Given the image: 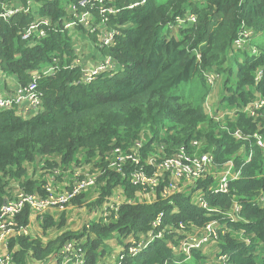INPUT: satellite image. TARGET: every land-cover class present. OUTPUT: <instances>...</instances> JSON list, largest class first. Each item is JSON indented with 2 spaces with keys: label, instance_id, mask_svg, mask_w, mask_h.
Segmentation results:
<instances>
[{
  "label": "trees",
  "instance_id": "16d2710c",
  "mask_svg": "<svg viewBox=\"0 0 264 264\" xmlns=\"http://www.w3.org/2000/svg\"><path fill=\"white\" fill-rule=\"evenodd\" d=\"M27 1L31 2L28 11L0 18V71L26 84L36 70L50 65L57 69L35 79L42 100L37 115L23 118L15 109L0 108V203L11 180H20L27 192L41 193L47 175L62 179L65 175L56 174L71 167L72 174L82 153L86 162L97 156L94 173H99L96 184L100 191L93 204H100L117 184L133 199L139 187L128 180L131 166L125 164L122 175L107 164L114 147L127 149L136 140L143 141L141 157L171 155L181 146L191 150L192 140H199V152L211 153L217 166L233 160L234 169L241 174L230 181L226 193L210 191L212 177L197 183L208 208L191 202L183 193L172 194L169 203L160 196L158 186L156 202L122 203L116 218L108 222H91L79 232H63L47 243L37 237L20 238L15 264H27L28 257L42 259L58 253L66 241L79 240L85 234L86 264H95L107 250L105 239L148 231L162 210V226L201 227L217 218L234 230L242 229L249 243L228 232L221 236L223 252L230 253L231 264H264V202L258 201L261 195L264 198V153L252 137L255 131L264 133V128L258 127V119L240 110L257 96L264 97V0H145L132 8L126 6L135 0H90L93 5L80 10L88 8L98 25L103 24L100 5L119 8L108 14L105 24L119 33L113 44L102 46L96 33L82 24L63 27V20L73 17L66 7L79 0H0V8L2 3L26 6ZM188 13L195 15V21L179 24L177 20ZM36 17H48L57 26L43 38L23 40V29ZM172 28H177L176 34ZM240 37L247 40L242 50L233 46ZM249 43L256 52H251ZM76 57L82 63L111 57L117 67L84 82L79 79L81 66H71ZM206 73L220 75L222 93L216 110L238 108L231 117L216 119L205 110L211 89ZM236 131L247 137L237 138ZM249 152L251 160L245 162ZM36 169L39 173L33 179L30 175L37 174ZM84 194L73 202L80 203ZM234 201L241 206L240 219L230 222L224 212ZM27 214L26 208L19 223L27 224ZM45 219L44 230L60 227L63 221ZM170 236L165 233L155 238L135 256L125 253L121 264L171 261L173 253L166 245ZM192 254L195 262L188 264H203V256L196 250Z\"/></svg>",
  "mask_w": 264,
  "mask_h": 264
},
{
  "label": "built area",
  "instance_id": "2783aa9c",
  "mask_svg": "<svg viewBox=\"0 0 264 264\" xmlns=\"http://www.w3.org/2000/svg\"><path fill=\"white\" fill-rule=\"evenodd\" d=\"M102 2L103 0H96ZM145 0H135L129 3L126 7L132 8L135 5H141ZM87 4L93 5L90 0H79L77 5L69 4L66 10L72 14V18L68 21L63 20L64 28H71L76 24H82L91 33H96L97 39L100 45L113 44L115 35L119 33L118 30L109 29L105 26L108 20V14H114L119 11V8H115L113 5L105 6L100 5L98 7L99 14L102 16V25H98L96 18L92 15L91 11L86 8L80 10ZM31 2L27 1L26 6L13 5L8 3H2L0 8V18H9L20 10L28 11L30 9ZM195 15L188 13L186 16L179 18L177 22L179 24L183 22L195 21ZM55 24L48 17H36L32 22L23 29L21 38L23 40H29L32 38L40 39L46 36V33L51 28H55ZM102 27L99 30L98 28ZM247 34H244L246 36ZM244 38L237 39L233 46L234 48H241L243 46ZM247 40H245L246 43ZM78 50V49H77ZM251 52H256L255 48H252ZM111 57H104L100 59V62L94 65H88V63H82L79 57H76L71 66H81L80 69V81L88 82L95 77V75L103 71H112L117 67L116 63L112 61ZM57 66L50 65L43 69L36 70L33 73V80L26 84H18L11 93L0 94V108L3 109H15L18 115L24 117H32L37 115L42 109V100L40 93L37 90L36 78L44 75H50L55 72ZM261 76V71L257 72L256 80L258 81ZM7 74L0 71V78H6ZM220 78L219 74L206 73V80L209 85L213 86L215 82ZM241 111L248 116L255 119L256 117L264 118V98L261 96L255 98L248 105H243ZM237 138L247 137L240 134L238 131L234 132ZM252 137L255 140V144L264 148V139L258 133H253ZM191 150H187L181 146L177 151L171 155H165L162 157H151V160L145 162V157H141V148L143 141L136 140L127 149H121L120 147L113 148V155L108 160L107 168L119 172L123 175L124 165H130L132 170L128 174V180L136 184L139 190L143 192L154 191L157 196V187L161 186L159 194L163 198L169 199L168 202L172 203L170 196L174 192L170 193L175 188L173 183V177L189 181L194 185L203 180L205 177H212L214 183L210 186L211 192H228L230 181L240 177V169H234L233 160H228L229 164L225 165L223 173L220 177L215 179L214 172L211 169L216 168L211 153L199 152L202 143L199 140H192ZM199 149V150H198ZM251 160V152L248 153L245 158V162ZM141 161L143 163L141 164ZM224 162V163H226ZM219 167V166H218ZM80 174V173H79ZM76 177V175H75ZM95 175H88L87 177L79 176L77 180L73 181V184L69 187L57 186L54 187L50 184L41 185L42 193L33 191L27 192L24 189H18L16 192L11 193L7 190V194L3 195L4 200L0 203V237L7 235L11 230L15 229L18 232L25 231V225L19 223V216L27 208L28 212L41 213L50 207L63 208L69 204L73 199L85 192L87 189L92 188L96 182ZM259 202H264L262 195L258 199ZM128 202H132V199ZM126 203V202H124ZM122 204V203H121ZM201 206L208 208L206 201L203 199V195L199 201ZM119 206L109 207L103 213V222H108L113 218H116ZM240 204L233 202L231 207L224 212L228 217V221H236L239 217ZM216 211V210H214ZM218 213V212H216ZM164 210L160 211L151 223V228L148 230L146 237H134L128 242L127 248L124 252L120 253L117 257L115 264H121L124 254L135 256L139 254L144 248L148 246L155 238H162L166 233L165 225L162 226ZM220 221L215 218L201 227L193 225H183L179 223L178 228H199V232L193 233L189 231L187 235L180 239V249L178 255L173 257L171 261H163L159 264H188L193 261L192 251L199 250L203 245L213 241H217L224 235V231L220 227ZM244 233V231H243ZM128 234V233H127ZM244 242L249 243V237H245ZM83 243L73 239L66 241L58 251V258L60 264H86L85 249ZM217 259L220 264H230V254L220 250L217 252ZM0 264H15L14 256L11 253L0 252Z\"/></svg>",
  "mask_w": 264,
  "mask_h": 264
},
{
  "label": "crops",
  "instance_id": "0c3cea01",
  "mask_svg": "<svg viewBox=\"0 0 264 264\" xmlns=\"http://www.w3.org/2000/svg\"><path fill=\"white\" fill-rule=\"evenodd\" d=\"M15 5H19V2L15 3ZM250 49H252L254 46L249 43ZM86 53V50L83 51ZM86 61V60H83ZM88 65H94L92 63V59L87 62ZM220 79L217 80V82ZM19 83L16 80L15 76L7 75L6 78H0V94L2 93H11L14 88L17 87ZM209 95V94H208ZM208 95L205 101V110L213 115L214 111L212 112L211 110H208ZM259 97V96H257ZM217 106V105H216ZM242 107L240 108V110ZM238 108L234 107H227L222 110H220V116L223 118L224 116H229L234 115L236 111H238ZM241 153L240 151L237 152L235 155H239ZM152 155L154 156L153 153H148L147 156L145 157V162H149L151 160ZM229 164L228 162L224 163L221 166H217L216 168L211 169L212 172H214L215 179L220 177L223 173V169L225 168V165ZM39 173V172H38ZM37 174L30 175L33 179H35ZM173 183L175 184V188L171 190L170 193L174 192H180L183 193L186 196L190 197L191 202L198 204L202 195H203V190L201 188H198L197 185H194L193 183L189 181H184L182 179L173 177ZM20 180H11L5 188L9 190L11 193L16 192L18 189H23L20 184ZM36 191V190H35ZM33 192V191H32ZM85 196V194H84ZM97 196L95 195L90 203V207L86 209H81L82 214L85 213V211H88L87 216L89 217L88 222L82 226L87 227L89 223L91 222H99L103 221L102 216L105 210H107L111 205L113 206H119L121 203L128 202L131 199L127 197V195L124 192V186L122 184H117V186L112 190L110 195L105 196L103 198V201L100 202V204H93V202L96 201ZM83 199V198H82ZM81 199V200H82ZM137 201L140 203H154L157 201V194L154 191H148V192H143L139 189L135 190L134 192V198L132 199V202ZM67 207V206H66ZM65 208H59V207H50L42 211L41 213H34V212H28L27 214V224L25 225V231L18 232L17 230L13 229L11 230L7 235L0 237V252L1 253H11L14 257L16 252L21 249V245L19 243V239L23 237H28V239L32 238H38L40 239L43 243H47L49 240L54 239L58 234H61L64 231H60L59 229L62 227H56L55 225H52L45 230L43 229V223L46 220L45 218H52L55 222H59L60 212H63ZM69 209V208H68ZM48 213V214H46ZM20 219V218H19ZM240 219V217H238ZM21 220V219H20ZM220 227L224 231V233H232V235L236 236L237 239L240 242H243L244 238L247 237L243 233V230L237 229L234 230L230 226H226L224 222H220ZM36 226H41V230L37 231L35 234H32L31 229L32 227ZM57 231L52 236H45L48 231ZM165 230L166 234H171L170 238L167 239L166 245L171 249L173 253V257H176L178 255L179 249H180V239L184 238L189 231L193 232L196 234V232H199V228H188V229H183V228H178L169 224L165 225ZM147 232H136V233H128L125 234L124 236H112L109 239L104 240V246H106V252L104 253V260L102 264H115L117 257L119 256L120 253L124 252V250L128 246V242L131 240L132 236L134 237H146ZM87 234L79 237L80 242L84 243L87 239ZM222 241L221 238H219L217 241L210 242L208 244L203 245L199 250H196L197 253L201 256L204 257L203 264H220L218 259H217V252L222 250ZM223 251V250H222ZM112 255L113 254V259H108V257H105L107 255ZM230 254V253H229ZM58 253H52L51 255L42 258V259H35L33 257H28L27 258V264H60V260L58 258ZM100 256L95 264H99V260L101 259ZM193 262H195V256L192 254ZM108 259V260H107ZM107 260V261H106ZM109 262V263H107ZM231 264V263H230Z\"/></svg>",
  "mask_w": 264,
  "mask_h": 264
},
{
  "label": "rangeland",
  "instance_id": "374dc122",
  "mask_svg": "<svg viewBox=\"0 0 264 264\" xmlns=\"http://www.w3.org/2000/svg\"><path fill=\"white\" fill-rule=\"evenodd\" d=\"M171 31H172V33L176 34L177 28H172ZM255 38H256V35H253L251 37L252 42H253V40H255ZM262 44L264 45V42ZM245 47H246L245 40H243V46L241 48H239V50H242ZM235 49H238V48H235ZM251 51H252V49H251ZM81 57H82V55H81ZM88 61H90V59ZM98 62H100V59H97L96 61L92 60V63H94V64H96ZM43 68H45V67H43ZM43 68H41V69H43ZM219 79L220 80L218 82H215L213 84V86L210 87L211 89H210V92L208 95V102H207L208 103V110H211L212 112L214 111V109H215V107L219 101V98L221 96V93H222L221 77ZM262 98H264V97H262ZM250 103H251V101H248L245 105H248ZM213 117L216 119H220L221 118L220 111L215 109V111L213 113ZM256 119H258V122H257L258 127L261 128V126H262V128H264V118L263 117H256L254 120H256ZM257 130H259V129H257ZM255 132L260 134L262 136V138L264 139V133H260L259 131H255ZM254 142H255V140H254ZM260 150L264 153V148H260ZM96 159H97V156L91 158L89 161L86 162L85 157H84V153H82L81 154V160L82 161H81V163H79V165H77L74 168V171L72 174L70 172V170H72V167L70 170H65V171L59 170V173H57L56 175H60L62 173L65 176H63V178L60 179L58 177L47 175L45 178L48 179V182H46L45 184H50V185H53L54 187L66 186L67 184H69V186H70L73 184L74 180H77L79 178L80 175H82L83 177H87L88 175L97 176V175H99V173H94L95 170L97 169V168H94V165L97 162ZM38 172H39V169H36V173H38ZM75 175H76V177H75ZM40 190L42 193L41 186H40ZM99 191H100V188L95 182V184L92 186V188H89L85 191V196L80 201V203H75V202L71 201L69 204H67L63 207V208H65L67 206L63 212L59 213V215H60L59 220L61 221L63 219V221L61 222L62 227L59 229V232L60 231H64V232L70 231V232L74 233V232H79L82 229V226H84L88 222L89 217L87 216L88 211H85V213L82 214L81 209L87 210L90 207V203H91L92 198L95 195L98 196ZM46 214H48V213H46ZM41 228H42L41 226L35 225V227H32L31 233L35 234L37 231L41 230ZM55 233H57V231H50V229H49L48 233L45 236H52ZM78 241H80V240H78ZM105 257H108V259H113V254L112 255L109 254ZM103 258H104V256L101 257V259L99 260V262H98L99 264L103 263V260H104ZM107 263H109V262H107Z\"/></svg>",
  "mask_w": 264,
  "mask_h": 264
}]
</instances>
